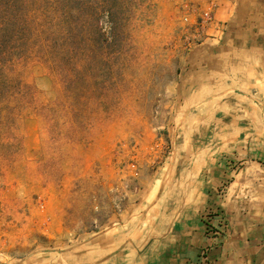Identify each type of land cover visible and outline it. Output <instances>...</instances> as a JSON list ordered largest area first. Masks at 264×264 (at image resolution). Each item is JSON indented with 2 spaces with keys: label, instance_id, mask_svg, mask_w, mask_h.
<instances>
[{
  "label": "rangeland",
  "instance_id": "obj_1",
  "mask_svg": "<svg viewBox=\"0 0 264 264\" xmlns=\"http://www.w3.org/2000/svg\"><path fill=\"white\" fill-rule=\"evenodd\" d=\"M230 1H128L119 33L100 17L84 50L76 32L58 73L15 58L17 82L1 86L12 95L0 103V264L68 251L111 225L168 150L183 57L220 30Z\"/></svg>",
  "mask_w": 264,
  "mask_h": 264
},
{
  "label": "crops",
  "instance_id": "obj_2",
  "mask_svg": "<svg viewBox=\"0 0 264 264\" xmlns=\"http://www.w3.org/2000/svg\"><path fill=\"white\" fill-rule=\"evenodd\" d=\"M216 17L183 57L144 187L97 236L20 264H264V0Z\"/></svg>",
  "mask_w": 264,
  "mask_h": 264
},
{
  "label": "trees",
  "instance_id": "obj_3",
  "mask_svg": "<svg viewBox=\"0 0 264 264\" xmlns=\"http://www.w3.org/2000/svg\"><path fill=\"white\" fill-rule=\"evenodd\" d=\"M128 1L135 0H0V103L12 95L1 92V86L17 82L10 72L16 57L36 55L58 73L59 55L71 54L76 32L84 40V50L93 34L102 35L96 27L100 17L112 36L119 33Z\"/></svg>",
  "mask_w": 264,
  "mask_h": 264
}]
</instances>
